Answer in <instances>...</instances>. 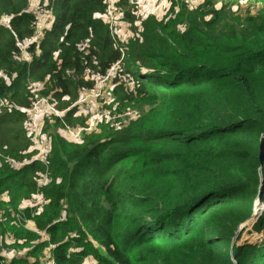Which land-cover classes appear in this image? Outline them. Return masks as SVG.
<instances>
[{
  "label": "trees",
  "instance_id": "obj_1",
  "mask_svg": "<svg viewBox=\"0 0 264 264\" xmlns=\"http://www.w3.org/2000/svg\"><path fill=\"white\" fill-rule=\"evenodd\" d=\"M47 1L54 24L27 63L16 59V42L31 34L34 14L28 0H0L10 24L0 25V98L28 107V83L42 80V94L66 98L58 106L66 108L93 87L86 71L103 77L118 63L148 109L80 143L53 137L46 164L20 168L6 158L33 154L25 114L0 113V251L9 247L5 237L12 251L26 247L22 257L0 252V264H42L44 250L53 264L91 255L96 264H264V14L237 26L221 22L223 29L219 20L190 18L179 21L180 31L149 16L152 26L145 21L142 39L124 50L102 20L104 0ZM256 1L264 13V0ZM76 110L65 112L67 121L77 120ZM44 172L46 203L22 213L46 240L14 216ZM247 221L258 238L238 243Z\"/></svg>",
  "mask_w": 264,
  "mask_h": 264
},
{
  "label": "built area",
  "instance_id": "obj_2",
  "mask_svg": "<svg viewBox=\"0 0 264 264\" xmlns=\"http://www.w3.org/2000/svg\"><path fill=\"white\" fill-rule=\"evenodd\" d=\"M29 1V0H28ZM106 3L105 13L102 16V20L108 25L110 35L114 37L117 31L122 26L124 22V14L117 9V2L119 0H104ZM128 5L134 7V11L137 12L141 9L146 11L147 16H154L156 19H161L162 14L168 12L171 0H127ZM30 12L29 9H27ZM31 13V12H30ZM34 14V21L31 26V34L16 42L19 53L17 55V60L25 61L30 63L33 56L38 54V45L43 39L47 31H50L54 24V14L50 3L46 0L44 5L36 11ZM164 15V16H165ZM161 17V18H160ZM0 25L4 27H9V17L6 15L0 16ZM32 47L33 50H30ZM118 63H114L108 68V71L103 77L92 76L94 80V85L91 89L84 90L83 95L80 96L73 104L64 108L57 109L55 103L50 98V95H43L42 91L45 86V81L36 80L31 81L27 85V90L30 97V105L28 107H19L4 98H0V113H10L12 111H19L25 114V119L23 123V128L27 139L30 142L28 147V152L32 151V156L24 160H14L12 158H6L7 161L13 167H22L25 164H29L32 161H40L46 164L52 148L51 138L46 134L43 129V121L41 119L42 115L50 114L58 117L60 123L62 124V135L63 137L71 143H80L85 134L93 132L96 128L97 123H103L108 126H113L119 128L126 120L130 117L131 111H121L116 113L113 109L104 107L106 93L104 90V82H106L113 70L116 68ZM141 72H146L143 70ZM104 96V98H102ZM89 97H93L95 100L99 101L101 104L93 109L88 110L85 116V123L81 126H70L64 122L62 117L65 112L70 108H77L79 110L88 109L90 107V102L87 100ZM49 181L48 175L44 172L37 182L36 191L31 196L30 199L26 200L25 203L18 207V212L14 214L18 222L25 221L28 222L30 219H26L22 210L25 208L30 209L31 214L38 213L41 211L42 206L46 203V199L41 193V187L47 184ZM257 208V207H256ZM258 208H262V205ZM42 239L46 240L48 238L45 231L33 230ZM11 236V235H10ZM13 253V254H12ZM9 256L22 257L24 252L22 250H14ZM5 257H9L8 254H3ZM42 264H53V259L51 254L47 250L42 259ZM92 264V263H90ZM96 264V262H93Z\"/></svg>",
  "mask_w": 264,
  "mask_h": 264
},
{
  "label": "rangeland",
  "instance_id": "obj_3",
  "mask_svg": "<svg viewBox=\"0 0 264 264\" xmlns=\"http://www.w3.org/2000/svg\"><path fill=\"white\" fill-rule=\"evenodd\" d=\"M46 0H29L28 1V9L31 13H36L45 3ZM171 4L169 7L168 12L165 14H162L161 19H155L157 22H162L160 24H175L177 26V30H181L185 23H179V21H183L186 19H196L198 22L201 21H208V20H214L220 21V27L223 29V25H221V22L223 24H230L232 26H237L238 21L239 23H247L250 17L255 18L258 20L260 16H262L264 13L262 11V5L257 2L256 0H214L212 2L211 6H207L206 2L207 0H171ZM182 3V5H181ZM182 6V8H181ZM117 9L122 12V10H126L129 14V18L127 19L126 13H125V20L122 23V28L118 34V37L121 39L120 45L125 50L123 45H127L130 40L133 39H139L141 40V35L144 33L143 26L144 22L147 20L149 16H144L140 14H133L134 7H127L125 9H122V5L120 3V0L117 2ZM133 9V10H132ZM123 13V12H122ZM165 15V16H164ZM153 21H146V24L148 26H152ZM118 41V40H117ZM19 61V60H18ZM118 66V65H117ZM113 70L112 74L110 75V78L104 82V90L106 93L105 98V104L104 107L106 108H116L114 111L116 113L121 111L130 110L131 115L130 117L126 118L125 122L123 123V126H127L130 122H133L135 119L139 118V116L145 112L148 107L145 105H142L139 103L138 98L135 95L134 92V84L131 79V77L122 69L117 67ZM119 69V70H118ZM118 70V71H117ZM141 71L145 70L143 67L140 69ZM117 71V73H116ZM87 75L84 77L85 79H88L92 76H94L93 73H89V71H86ZM116 73V74H115ZM114 75V77H113ZM113 78V79H112ZM44 90V89H43ZM43 92V91H42ZM83 93L80 91L78 94V98L82 96ZM104 98V96L102 97ZM90 102V107L88 109L79 110L78 113L75 112V116H72L73 119L77 118V120L67 121V116L64 121L73 127L81 126L84 124L85 116L84 114L90 110L95 108L96 106H99L101 103L97 100H95L93 97H89L87 99ZM68 100L65 99H59L55 103V106L57 109L59 107H65L67 105ZM64 109V108H62ZM77 111V110H76ZM43 121L42 129L43 131L48 134V136L51 138L53 137H59L63 139L62 135V124L56 119L54 115L50 114H44L41 117ZM106 126L103 123H97L96 128L93 132L99 133V130ZM64 140V139H63ZM66 142H69L68 140H65ZM71 143V142H69ZM26 154V151H25ZM24 159V157H23ZM26 201V200H25ZM23 202V204L25 203ZM260 203V202H259ZM261 206V204H260ZM258 214V210L255 212V215L250 218H254ZM250 221V220H249ZM247 221L244 224L243 232L241 233V237L238 241V243H241L245 240L248 241H256L258 238L254 228L250 224V222ZM24 228H28L30 230H35L34 223L30 219V221L23 223ZM255 229V230H254ZM39 241L32 242V245L37 244ZM13 243V241L9 237H5L4 244L9 247H4L1 249L2 254H8V256L13 252L12 247L10 246ZM28 244L27 246H29ZM96 252L103 253V250L101 247L95 245ZM14 249V248H13ZM17 250V249H16ZM24 250H26V247H24ZM22 249V251H24ZM47 253V250L43 251V255ZM13 254V253H12ZM11 254V255H12ZM95 261V257L93 255L86 257L82 264H90Z\"/></svg>",
  "mask_w": 264,
  "mask_h": 264
},
{
  "label": "crops",
  "instance_id": "obj_4",
  "mask_svg": "<svg viewBox=\"0 0 264 264\" xmlns=\"http://www.w3.org/2000/svg\"><path fill=\"white\" fill-rule=\"evenodd\" d=\"M133 14H140V15H143L142 18H144V16H147V15H146V11H145L144 9H141V10H139V11H137V12H133ZM124 20H125V18H124ZM121 28H122V26H121L120 29L117 31V36H118V34H119ZM120 40H121V39H120ZM120 42H121V41H120Z\"/></svg>",
  "mask_w": 264,
  "mask_h": 264
},
{
  "label": "water",
  "instance_id": "obj_5",
  "mask_svg": "<svg viewBox=\"0 0 264 264\" xmlns=\"http://www.w3.org/2000/svg\"><path fill=\"white\" fill-rule=\"evenodd\" d=\"M262 150V149H261ZM257 211V208H254L253 212H252V216L253 214L255 215V212Z\"/></svg>",
  "mask_w": 264,
  "mask_h": 264
}]
</instances>
